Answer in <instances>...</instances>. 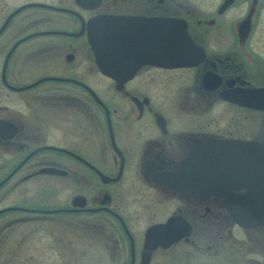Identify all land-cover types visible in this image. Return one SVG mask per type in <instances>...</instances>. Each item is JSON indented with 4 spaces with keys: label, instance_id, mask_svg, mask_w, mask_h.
<instances>
[{
    "label": "flooded vegetation",
    "instance_id": "obj_1",
    "mask_svg": "<svg viewBox=\"0 0 264 264\" xmlns=\"http://www.w3.org/2000/svg\"><path fill=\"white\" fill-rule=\"evenodd\" d=\"M168 21L179 66L161 64ZM94 30L118 62L106 71ZM251 142L264 145V0H0V264H231L214 248L237 224L221 197L188 193L182 162ZM171 216L190 233L145 249ZM238 227L245 264H264V225ZM206 241L212 260L188 263Z\"/></svg>",
    "mask_w": 264,
    "mask_h": 264
},
{
    "label": "water",
    "instance_id": "obj_2",
    "mask_svg": "<svg viewBox=\"0 0 264 264\" xmlns=\"http://www.w3.org/2000/svg\"><path fill=\"white\" fill-rule=\"evenodd\" d=\"M13 14L6 18L3 26L6 25ZM112 22L117 23L115 20H112ZM166 24H168V29L171 28V36L169 37L165 61L161 62V64H165V66H179L184 64L181 60L183 54L180 43L184 39V36H182L181 29L177 27L175 22L168 21ZM103 37L104 32L101 30L88 32V38L95 53L96 64L101 71H106L105 66L107 64L108 66L112 65L113 63L111 60L107 62L103 59ZM114 40V38H108L109 47L114 45ZM132 40V46L129 45L132 50L130 56H142L143 54L139 55L136 52L138 51L136 37H133ZM159 48L160 44L156 41L155 49L154 46L150 47V55L156 56V59L160 58L159 56L163 57L165 54L161 53ZM134 61L129 64L132 66L129 72H132L133 68L141 64L137 61L134 63ZM116 64L118 62L113 65ZM123 64L125 65L126 62H123ZM109 74L116 77L113 72ZM219 145L217 157L205 154L202 159L185 160L182 162V165L184 163L183 169L185 172L188 169L187 183L189 184V180H191V183L188 185V193L198 200L206 199L210 195L221 197L222 207L238 226L255 227L264 225V145L256 142L246 144L230 143V145L220 143ZM228 152L234 153L231 155ZM226 154L230 158H224ZM52 171V169H45V172ZM247 171H250L252 178V185L248 190L242 193L230 192V188L239 189L247 186L244 179ZM180 179L181 176L179 175L157 181V183L177 188L176 185L181 183ZM197 185L198 187H196ZM189 233L190 226L182 217L171 216L165 222L153 224L146 229L143 247L149 250L157 246L166 248Z\"/></svg>",
    "mask_w": 264,
    "mask_h": 264
},
{
    "label": "rangeland",
    "instance_id": "obj_3",
    "mask_svg": "<svg viewBox=\"0 0 264 264\" xmlns=\"http://www.w3.org/2000/svg\"><path fill=\"white\" fill-rule=\"evenodd\" d=\"M29 1V0H28ZM245 229L243 231V228L238 227L237 225L231 226V223L227 226L224 233H227L229 235H233V237H230L229 239H224L219 243V246L214 248L217 252L218 260L220 263H231V264H245L244 262V252H246V247L243 242L244 240V233ZM211 243L205 242L204 244V251L202 254L197 253L193 254L189 259L188 263L194 262L195 260L199 261H211V251L207 250V246ZM2 250V257L4 256L3 250L4 246L1 248ZM98 251L95 250V248L92 249V255H95ZM256 257V256H253ZM183 260H179L178 264H184V261L186 260L184 257H182ZM2 260V258H0ZM236 261V262H233ZM238 262V263H237ZM176 263V264H177Z\"/></svg>",
    "mask_w": 264,
    "mask_h": 264
}]
</instances>
